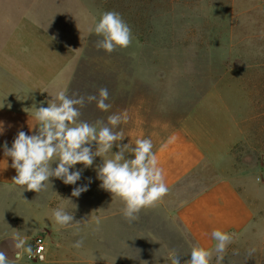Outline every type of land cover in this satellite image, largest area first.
<instances>
[{"label":"rangeland","instance_id":"374dc122","mask_svg":"<svg viewBox=\"0 0 264 264\" xmlns=\"http://www.w3.org/2000/svg\"><path fill=\"white\" fill-rule=\"evenodd\" d=\"M79 7L75 23L68 22L66 29L71 33L83 27L86 34L67 94L98 95L106 87V103L112 105L104 112L95 102L86 103L80 120L107 123L109 115L126 111L132 130L144 115L182 121L220 80V92L239 94L237 132L243 138L232 149L230 172L251 192L259 214L244 232L230 233L233 242L222 264H264V0H85ZM106 11L120 13L131 28L129 47L112 53L96 48L102 37L90 29ZM70 33L62 32L65 37ZM126 129L122 122L115 131ZM223 129L215 131L224 134ZM96 169L95 162L87 168L78 163L70 169L81 171L75 185L52 177L40 193L15 184L0 186V251L13 264H171L172 250L181 264L190 259L195 243L176 211L218 178L216 170L206 165L192 173L129 223L124 204L100 187ZM85 185L86 192L72 196L74 188ZM61 205L73 213V222H80L78 233L75 226L61 229L51 219ZM17 232L32 247L34 238L44 235V259L31 261L25 255L16 260L12 237ZM80 238L83 247H72ZM216 255L211 264H217Z\"/></svg>","mask_w":264,"mask_h":264},{"label":"crops","instance_id":"0c3cea01","mask_svg":"<svg viewBox=\"0 0 264 264\" xmlns=\"http://www.w3.org/2000/svg\"><path fill=\"white\" fill-rule=\"evenodd\" d=\"M84 3L0 0V186L14 184L16 176L11 158L4 155V144L10 148L19 131L36 134V108L47 107L50 95L58 90L67 92L75 76L86 29L70 33L66 25L75 23L79 5ZM62 32L71 35L65 37ZM223 85L220 80L182 121L144 115L132 130L127 121L125 138L119 142L135 145L137 138H150L169 191L206 165L218 172L216 180L176 211L179 223L195 245L206 249H214V229L241 233L259 214L251 192L244 190L239 177L230 172L232 149L243 137L237 132L239 94L220 92ZM222 127L224 134L215 131ZM112 152H117L115 145ZM222 156H226L225 162ZM100 159H94L97 167L103 162Z\"/></svg>","mask_w":264,"mask_h":264},{"label":"clouds","instance_id":"9594fccd","mask_svg":"<svg viewBox=\"0 0 264 264\" xmlns=\"http://www.w3.org/2000/svg\"><path fill=\"white\" fill-rule=\"evenodd\" d=\"M90 32L102 37L97 40L96 48L108 53L127 48L132 43L131 28L115 11L102 13ZM50 96L52 99L47 101V107L40 106L35 110L36 134L19 131L10 148L7 143L4 144V155L11 158V167L16 170L12 181L15 185L36 193L46 191L52 177L61 179L66 185H75L81 179V171L70 169L78 163L85 168L91 167L95 157L99 156L103 161L96 169L97 179L102 182L100 187L124 204L122 214L129 223L138 219L142 209L154 207L169 193L152 140L137 138L134 146L119 143L125 136L123 131L115 129L122 122L127 123L126 111L109 115L107 123L97 120L95 124H90L79 119L80 108L86 103L95 102L97 108L104 112L112 107L106 103L109 99L106 87H101L98 95L69 96L65 90H58ZM2 133L3 128L0 127ZM114 145L119 151L112 152ZM53 163L57 165L55 168ZM87 190V185L76 187L72 196L78 197ZM51 219L61 229L75 226L76 232H79L80 222H73V213L66 211L63 205L52 210ZM211 237L216 241L214 249L193 245L190 259L184 264H211L213 252L217 254V264H222L226 249L233 242V234L214 229ZM12 238L16 260H22L25 255H35L33 247L19 232L14 233ZM83 245L84 239L80 238L72 247L80 249ZM254 252L255 249L250 250L249 257ZM167 258L171 264H181L180 255L175 250L170 251ZM0 264H13L3 251H0Z\"/></svg>","mask_w":264,"mask_h":264},{"label":"built area","instance_id":"2783aa9c","mask_svg":"<svg viewBox=\"0 0 264 264\" xmlns=\"http://www.w3.org/2000/svg\"><path fill=\"white\" fill-rule=\"evenodd\" d=\"M33 251L35 253L34 256L29 257L28 259L31 261H40L42 259H40V257H45V255L48 252V244H47V240L46 237L44 235H37L34 238L33 241Z\"/></svg>","mask_w":264,"mask_h":264}]
</instances>
